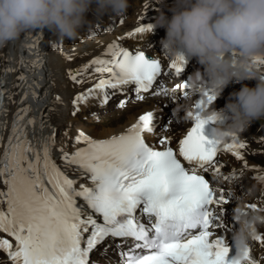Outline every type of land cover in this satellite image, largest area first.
<instances>
[{
  "label": "snow or ice",
  "instance_id": "snow-or-ice-1",
  "mask_svg": "<svg viewBox=\"0 0 264 264\" xmlns=\"http://www.w3.org/2000/svg\"><path fill=\"white\" fill-rule=\"evenodd\" d=\"M150 32L151 24L142 23L127 36ZM184 63V58L178 57L167 67L179 74ZM90 69L99 78L92 88L74 97L73 116L97 96L100 106H106L112 95L129 85L135 86L136 99L143 100L142 94L149 93L162 75L158 60L149 61L141 51L133 54L116 42L107 45L103 58L92 59L68 76L81 83L78 77ZM18 79L25 81L23 76ZM19 87L25 89L19 99H13L16 92L9 96L16 105L10 125L0 124V130L9 128L0 152V254L8 264H98L91 261V253L107 238L121 240L117 249L131 241L130 247L119 251L120 264H233L227 259L230 249L224 237L213 231L218 219L213 208L223 212L228 202L225 194L231 193L221 190L217 196L210 180L199 172L220 178L218 153L229 152L240 161L246 145L217 144L202 134L204 100L195 101L194 110L188 113L193 125L179 140L177 150L168 146L164 137L157 140L160 149L146 142L145 134H154L159 125V117L147 111L125 132L110 138L94 139L78 129L73 139L75 151L68 153L63 146L57 149L58 164L53 158L56 128L43 110L37 123L27 104L30 95L37 102L41 97L30 91L26 82ZM177 87L187 98V85ZM205 98L209 103L215 99L207 93ZM4 99L0 76V114L6 111ZM60 102L56 96L55 103ZM126 103L121 100L116 107L123 108ZM47 111L58 115L54 105ZM30 127L37 133L32 139L28 137ZM45 127L48 132L41 137L38 133ZM62 167L87 183H79L77 188L78 180L69 178ZM231 179L235 182L239 176L234 173ZM257 179L264 182V176ZM142 217L147 218V224L141 222ZM254 240L264 243L258 235ZM106 254L107 248L102 255ZM238 264L260 261L248 252Z\"/></svg>",
  "mask_w": 264,
  "mask_h": 264
},
{
  "label": "clouds",
  "instance_id": "clouds-1",
  "mask_svg": "<svg viewBox=\"0 0 264 264\" xmlns=\"http://www.w3.org/2000/svg\"><path fill=\"white\" fill-rule=\"evenodd\" d=\"M163 6V0H157ZM129 0H0V47L17 41L29 30L45 29L59 41L75 40L81 29L104 17H123ZM168 11H163L151 24V31L165 29L160 41L164 58L175 61L178 57L194 58L202 66L188 77L187 88L198 92L205 101L200 113L204 127L210 126V140L217 144L238 142L254 122L264 120V0H175ZM233 54V58H226ZM255 80L253 88L242 86L230 96V102L217 111L214 100L209 103L205 94L216 98L230 83ZM169 101L176 102L173 117L181 112L191 117L189 101L180 103L177 93H166ZM236 206L231 219L236 225L232 232L233 264L250 252L251 242L260 227H264V207L249 206L247 201L255 194V186L243 195L235 196ZM217 227L224 229L223 212L217 213Z\"/></svg>",
  "mask_w": 264,
  "mask_h": 264
},
{
  "label": "bare ground",
  "instance_id": "bare-ground-1",
  "mask_svg": "<svg viewBox=\"0 0 264 264\" xmlns=\"http://www.w3.org/2000/svg\"><path fill=\"white\" fill-rule=\"evenodd\" d=\"M109 44L108 39H97L96 41L88 42L85 45L78 46V48L69 55L71 57L70 59L64 61L56 56H49L50 58V69L52 72L51 79L54 87V93H56V96L60 97V101L64 104L65 97L69 96L75 91V86L71 85L67 78L68 73L70 71H75L78 68H81L83 65L88 64L92 59H94V56L102 57L104 52L106 51L107 45ZM17 48V44H13V49ZM60 59V61H59ZM2 62V59L0 57V63ZM89 72V71H88ZM87 72V73H88ZM97 76L94 75V73H89L88 77L85 81V83H88L90 80L91 82L96 79ZM78 88V87H77ZM56 113L58 115H51L50 121L53 122L54 126L58 128L59 133L62 131H66L65 126L63 125L64 122H72L74 123V119H71L68 117V115L65 112L64 107L60 106V103H56ZM60 106V107H59ZM60 108V111H59ZM144 109L142 108L137 109L130 108L126 111L116 112L112 116L106 117L100 124L93 125L91 122L89 124H86L84 128L81 127H75V130L77 132L78 129L85 131L88 135H90L94 139H106L110 138L111 136L122 132L125 127H127L132 121L134 120L133 117L135 114L141 112ZM131 114V116H129ZM78 126V125H77ZM68 129V128H67ZM247 133H243L242 136L239 138L238 143H244L246 147L241 150V156L242 160L237 161L234 157L231 156L230 160L228 161L229 166L227 169L223 168V173L227 176H230L231 174H236L239 176V179L237 182H243V185L248 186L251 184V180L244 178L240 179V175L242 173L241 165H244L246 168L250 169V173L255 176H264V168H254V164L251 163L252 157L247 153V146L248 145H254L257 146L259 143L257 142H246ZM73 139L69 138L70 146L73 147ZM244 139V140H243ZM260 140V139H259ZM79 146V145H77ZM59 148V144L57 145ZM75 151L72 150L71 152ZM229 153V152H227ZM226 153V154H227ZM223 157L227 158L225 155ZM62 170L67 171L62 167ZM67 174L70 178V173L67 171ZM259 182L264 183L259 180ZM240 188V189H238ZM245 192V189H242V186H237V192L235 193V196L243 195ZM235 199V198H234Z\"/></svg>",
  "mask_w": 264,
  "mask_h": 264
},
{
  "label": "rangeland",
  "instance_id": "rangeland-1",
  "mask_svg": "<svg viewBox=\"0 0 264 264\" xmlns=\"http://www.w3.org/2000/svg\"><path fill=\"white\" fill-rule=\"evenodd\" d=\"M248 132L249 135H259L264 137V120L255 122L253 126L249 127ZM259 159L264 161V152H262V155L259 156Z\"/></svg>",
  "mask_w": 264,
  "mask_h": 264
}]
</instances>
